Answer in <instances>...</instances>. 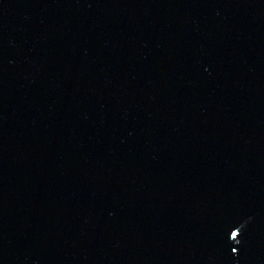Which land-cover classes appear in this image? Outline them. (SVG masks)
Masks as SVG:
<instances>
[{"label": "water", "instance_id": "1", "mask_svg": "<svg viewBox=\"0 0 264 264\" xmlns=\"http://www.w3.org/2000/svg\"><path fill=\"white\" fill-rule=\"evenodd\" d=\"M0 264H264V0H0Z\"/></svg>", "mask_w": 264, "mask_h": 264}]
</instances>
